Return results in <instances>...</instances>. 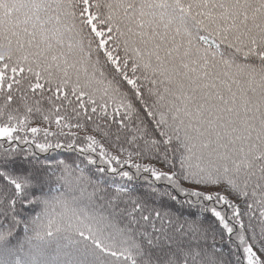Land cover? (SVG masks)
Returning a JSON list of instances; mask_svg holds the SVG:
<instances>
[{"label": "snow or ice", "instance_id": "snow-or-ice-1", "mask_svg": "<svg viewBox=\"0 0 264 264\" xmlns=\"http://www.w3.org/2000/svg\"><path fill=\"white\" fill-rule=\"evenodd\" d=\"M0 264H264V0H0Z\"/></svg>", "mask_w": 264, "mask_h": 264}, {"label": "trees", "instance_id": "trees-1", "mask_svg": "<svg viewBox=\"0 0 264 264\" xmlns=\"http://www.w3.org/2000/svg\"><path fill=\"white\" fill-rule=\"evenodd\" d=\"M63 114V113H61ZM72 123H77L76 119H72ZM97 123H100L98 120ZM29 127H39L42 130L33 134L27 130L24 132L18 133L22 138H26L29 143L28 144H21L20 147L22 148H29L31 146L33 151H39L38 149H35V145L32 144L31 142L35 140L36 143H44V142H50L53 145H55L57 142L61 143L62 147L60 148H51L49 149L46 153H41V158L43 157H49L53 161L55 160H64L68 163H71L72 161H76L77 164H80L81 161H84V164H80L81 167H84L85 164H87V160H85V157L81 155L78 150L76 149L75 145L72 148L67 147L69 143H72L73 139L76 140L77 144H82L83 143V137L87 134H93L97 136V139H101V134L95 131V125H93L91 122H89L86 126L85 129H80L77 130L75 128L73 129H67L65 128L63 131L65 135H51V134H46L43 129L48 128L49 133H54L58 132L57 125L55 123L49 124L47 121H44L41 116L39 115H32L30 117V123L28 125ZM75 132L77 133L76 137H73L71 135H68L67 133L69 132ZM106 148L113 154H120L122 159L127 155V153H118V148L119 145H114L112 141H104ZM7 146V145H5ZM124 147L129 148L131 150V147L127 144L124 145ZM135 162L138 163H147L148 161L145 159H140L136 160ZM153 163H155L153 161ZM104 167L100 163V160L97 158L96 164L94 165H88V169L91 171H95L97 167ZM156 166L159 168L161 165L156 164ZM113 167H120L119 165H116L115 163L113 164ZM123 171H129L134 175V179H129L127 177H121L118 174H113V173H106V174H98V178L102 182H107V184H111L113 187L115 186H123V187H128L131 189H136L139 190L140 192H148L150 191L149 189V183L151 182V177L150 174L148 173H141L139 176H135L136 170L132 168L130 165H124L123 168L121 169ZM149 176V181H146L144 179L145 176ZM158 187H163L164 182L159 181L156 182ZM181 199H186L188 197H180ZM194 200V198H192ZM218 208H221L222 206H217ZM185 212L187 213L188 211H194L192 209H189L187 205H185L184 208Z\"/></svg>", "mask_w": 264, "mask_h": 264}]
</instances>
